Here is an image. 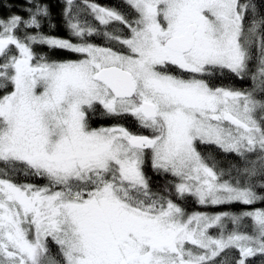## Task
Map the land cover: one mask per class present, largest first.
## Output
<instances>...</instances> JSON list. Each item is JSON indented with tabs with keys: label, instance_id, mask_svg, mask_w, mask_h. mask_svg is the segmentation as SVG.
I'll return each instance as SVG.
<instances>
[{
	"label": "snow or ice",
	"instance_id": "1",
	"mask_svg": "<svg viewBox=\"0 0 264 264\" xmlns=\"http://www.w3.org/2000/svg\"><path fill=\"white\" fill-rule=\"evenodd\" d=\"M64 3L67 38L44 0L0 16V264H264V9Z\"/></svg>",
	"mask_w": 264,
	"mask_h": 264
},
{
	"label": "trees",
	"instance_id": "2",
	"mask_svg": "<svg viewBox=\"0 0 264 264\" xmlns=\"http://www.w3.org/2000/svg\"><path fill=\"white\" fill-rule=\"evenodd\" d=\"M44 2L49 5V9H50V18H46L43 24L44 30L46 32H51V34L53 35L67 38L69 36V33L66 27L65 18L62 15L63 8L65 7L64 1L44 0ZM93 2L99 3L102 6L121 7L123 0H93ZM252 2L257 5L258 11L264 9V3H262V0H252ZM77 3H80V0H77ZM24 4H25V0H0V16L6 17L7 15H9V8H11L12 13H18L26 18L27 13L25 11L20 10L21 6ZM12 5H15V7H12ZM95 42L99 43L100 41L96 40ZM55 55L58 58H68L64 53H56ZM71 58H75V57H71ZM250 67L253 71H255L256 70L255 62H253V64L250 65ZM232 83L233 86L236 88H241V89L248 88L250 86V77L243 81L240 79H235L234 81H232ZM113 123H114L113 120L103 118L99 114H97L96 116L93 117L91 121V126L92 127L110 126ZM125 123L126 126L132 127L133 130H136L137 126L134 124L131 118H128V120ZM201 151L204 152L205 154H208L209 152H213V149L202 147ZM145 171L149 175V177H151L154 191L157 190V188H163L168 182H172L174 180V178L170 174H162V173L154 172L152 170L150 160L145 165ZM29 182L41 186L47 183L46 180L41 178H34L31 179ZM177 202L181 203L186 211L194 210V211H202L210 214H214L218 211L236 212L242 210L238 205L236 207L200 205L196 202V198L191 196L187 197L184 200H178ZM253 207L264 208V203L257 202ZM246 210H251V209H246ZM246 223L250 224L251 222L246 221ZM51 251L53 255L56 254L57 248L55 247V245H51ZM256 264H259V261H257Z\"/></svg>",
	"mask_w": 264,
	"mask_h": 264
},
{
	"label": "rangeland",
	"instance_id": "3",
	"mask_svg": "<svg viewBox=\"0 0 264 264\" xmlns=\"http://www.w3.org/2000/svg\"><path fill=\"white\" fill-rule=\"evenodd\" d=\"M64 1V0H63ZM147 134V133H145ZM186 211V210H185ZM187 213L191 214V213H194V212H202V211H194V210H191V211H186ZM218 212H222V211H218ZM216 212V213H218ZM210 214V213H209ZM215 214V213H214ZM213 234H216V233H213Z\"/></svg>",
	"mask_w": 264,
	"mask_h": 264
}]
</instances>
